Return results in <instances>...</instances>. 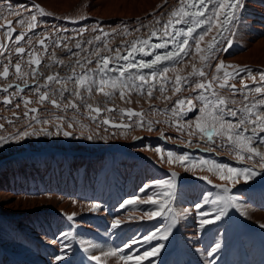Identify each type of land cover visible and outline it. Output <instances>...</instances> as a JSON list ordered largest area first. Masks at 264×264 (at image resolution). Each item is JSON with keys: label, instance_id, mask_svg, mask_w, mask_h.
I'll use <instances>...</instances> for the list:
<instances>
[{"label": "bare ground", "instance_id": "6f19581e", "mask_svg": "<svg viewBox=\"0 0 264 264\" xmlns=\"http://www.w3.org/2000/svg\"><path fill=\"white\" fill-rule=\"evenodd\" d=\"M36 5L43 9V15ZM242 5L226 31L217 35L214 27L205 36L202 49L212 36L219 41L207 66L188 56L155 69L159 73L167 67L166 80H151L152 71H147L144 75L155 85L151 97L145 85L143 90L130 89L125 99H121L120 89L111 90L112 95L106 97L95 89L88 94L81 88V100L74 96L76 79L94 69L95 60L115 57L117 52L122 55L136 41L171 43V37L164 36V26L173 19L171 13L180 7V0H0V24L6 19L12 21H8L11 32L7 22L0 31V44H14L21 32L24 42L17 43L25 49L16 56V46L10 45V54L0 55V73L8 68L0 98L11 100L9 106H0V114H4L0 121L4 126L0 129V261L57 264L54 257L62 254L64 259L59 264H65L77 250H84L91 257L101 256L106 264H124L120 255L133 256L128 264H137L136 256L163 245L157 255L139 264H264V171L253 162L238 160L231 146L221 145L218 138L210 142L198 133L189 135L195 129H189L188 124L200 115L199 100H194L196 110L186 116L173 115L177 99L200 94L193 90L196 82L210 80L213 75L223 77V70H216L221 62L233 73L229 85L237 89L244 84L250 88L261 85L264 0H242ZM33 15L37 27L29 29ZM64 28L67 33H63ZM73 37H77L78 46ZM106 37H112V42ZM42 38L44 45L38 47L36 42ZM189 43L193 49L194 42ZM36 58L39 65L30 63ZM16 64L21 66L20 76L13 72ZM192 64L202 68L206 77L189 76ZM249 72L256 76V83ZM177 75L189 81L180 93H174ZM48 76L56 79L48 81ZM214 87L222 96L237 101L229 107L241 106L242 93L234 95L230 88H219L218 83ZM40 93L56 99L61 108L51 106L50 100L39 103ZM27 98L31 103L26 108ZM252 98L260 96L253 92ZM69 101H75L78 109H64ZM88 104L102 109L94 120ZM30 108L39 111L25 117L23 113ZM129 109L142 115L129 118ZM14 114L19 117H12ZM55 115L62 119H55ZM177 122L184 125L182 130H178ZM24 132L29 135L21 138L19 134ZM260 150L264 151V145ZM169 153L173 155L171 163ZM178 156L188 159L182 164L175 159ZM189 160L198 166L191 167ZM202 160L236 169L256 167L260 174L248 180L242 176L221 179V173L199 166ZM222 174L229 175L226 170ZM160 181H171L172 186L147 187ZM223 187L230 191L225 193ZM221 196L233 197L235 206L226 207L218 200ZM150 198L165 205L162 214L151 219L147 214L157 210L156 205L141 202ZM130 200L133 203H125ZM92 205L97 207L93 210ZM225 207V214L217 220ZM202 219L213 222L201 227ZM116 221L120 223L113 227ZM166 231H170L168 238L160 239ZM154 232L158 238L146 242L144 238ZM109 251L117 255H102Z\"/></svg>", "mask_w": 264, "mask_h": 264}, {"label": "snow or ice", "instance_id": "6c2138e0", "mask_svg": "<svg viewBox=\"0 0 264 264\" xmlns=\"http://www.w3.org/2000/svg\"><path fill=\"white\" fill-rule=\"evenodd\" d=\"M242 0H180V7L177 10H174L171 13L173 19H170L168 24L164 26V36L171 37V50H166L163 53H157L154 55V58L150 61L145 60H136L137 54H142L144 56L153 55L154 50L156 49H168L169 41L163 40L161 43L152 44L150 40H142L133 42L127 55L121 56L119 52L115 57L103 56L100 57L96 62V67L94 69H88L84 75L79 76L76 79L77 90L74 92L76 99H83L81 91L79 89L83 88L88 94H91L93 90L102 93L106 97L112 95L111 90L120 89L121 99H125L128 95L130 89L143 90L145 85L149 86L147 92L148 96H152V88L155 87L154 84H151L149 81V76L141 74L143 69H156L160 64L164 62L180 61L183 57L191 56L192 59H199L202 62L203 66H207V61L212 55L216 45L219 43L217 36H212L211 39L207 42L206 48H201V43L204 41L205 36L212 32L215 27L217 30V35L220 34L221 30H227V26L237 18L238 10L242 7ZM39 14L43 15L44 11L40 8L39 5L35 6ZM223 17L222 20L220 18ZM36 16L31 17V23L29 24V29L37 27ZM219 21L217 24L216 22ZM183 24L186 25L184 28H177L176 25ZM6 27L9 28V31H12L11 25L8 24ZM171 28L172 31H168ZM198 29L200 30L198 32ZM174 33V35H173ZM152 36L156 37L157 33L152 32ZM183 37V39H181ZM11 39V37H9ZM17 41L23 39V34L16 37ZM193 41L195 44L194 50L192 45L189 43ZM39 43L44 45V40H40ZM139 45V47H138ZM0 47H4L0 45ZM151 51H150V50ZM24 48H17V53H24ZM99 56V53H96ZM124 61V63H119V61ZM30 63L39 65L40 60L38 58L33 59ZM79 63V61H77ZM88 64H91L92 61H87ZM110 64L112 65L110 67ZM17 73L21 72L20 64H16ZM83 68L84 65H81ZM231 67V66H230ZM136 69L135 73H132L131 70ZM217 73L223 70V77L221 78L218 75H213L210 80L204 79L195 83L194 91H199V95L194 98H181L177 99L175 102V107L173 108V115H179L181 117L186 116L188 112L196 110V104L194 100H199L201 106L198 109L200 115L196 118L194 123H189V129L194 127L195 131H190L189 135L199 134L202 139L207 138L210 142H215V139L218 138L221 145L231 146V149L235 152V156L240 161L253 162L255 166L261 171H264V151L260 150V146L264 145V136H261V133H264V73L260 74L259 80L261 82L260 86L255 88H250L247 84H244L242 89H237L234 84L229 85L228 80L232 78L233 73L224 69V65L221 62L216 65ZM169 69L164 67L159 73L153 70L150 73L151 80H156L159 77L162 80H166ZM235 71V70H234ZM239 71H245V69H239ZM91 73V75L89 74ZM109 73H118L117 76H109ZM3 77L7 78L8 68L5 67L3 72L0 73ZM198 75L199 77H206V73L202 68L198 69L195 64H192V72L189 73V76ZM249 77L252 79L253 83H256V76L248 73ZM96 76H99V79H96ZM56 79L54 76H48V81H53ZM140 81L141 83L135 84L134 81ZM129 82H132L131 84ZM188 77H181L179 75L175 78V87L174 93L182 92L183 85L188 84ZM214 83H218V87L221 89L230 88L235 95L236 93L243 94V102L239 107H229V105H236L237 101L234 99H229L222 96L219 92L215 90ZM245 89L247 90L245 92ZM7 91V89H4ZM161 92L164 91V88L161 87ZM256 93L260 96L259 99L252 98L249 99L252 93ZM63 97V92H61ZM50 100L51 104L57 108H61V104L58 103L56 99H50L47 93L39 94V103ZM6 103H11V100L6 99ZM25 107L31 103L30 100L25 99ZM64 109L72 108L78 109V105L75 101H69L68 104L63 106ZM87 108L89 109V114L91 119H96V117L101 113L102 109L100 107H93V105L88 104ZM38 109L31 108L24 113L27 117L29 112L36 113ZM111 111V109H108ZM95 113L96 115H92ZM126 114L129 118L132 116H141V113L134 112L132 110H127ZM226 117H231L233 119H226ZM31 119L36 120V116H32ZM57 119H62L57 117ZM47 123V121H43ZM103 123H109L108 120H104ZM2 127V125H0ZM71 127V124H69ZM184 125L180 122H177L178 130H182ZM47 134V133H45ZM20 137L29 135L28 132L20 133ZM64 135H70L68 132H64ZM3 139V138H0ZM91 139V137H89ZM159 151V150H157ZM169 162H172L173 155L172 153L168 154ZM183 164V162L188 159L185 156H178L175 158ZM191 167H197L198 165L195 162L189 160ZM208 166L209 171H215L221 173V179H235L236 177L242 176L245 180L254 178L259 172L256 171V167H246L243 169H236L228 167L225 165H220L215 162L200 161L199 166ZM227 171L228 176H224L222 173ZM207 179L206 177H202ZM172 186L171 181H160L155 182L152 186ZM146 188L141 189V191H146ZM225 193L229 192L230 189L223 187ZM218 200H222L225 203V206H235L234 198L231 196L224 197L221 196ZM142 203H152L156 205L157 210L152 211L147 214L148 218L159 216L165 210L164 204H158L156 200L149 199L148 201H141ZM217 203L218 201H212ZM125 203L131 204L133 201H126ZM97 206L92 205L94 210ZM199 207V206H198ZM225 208H221L219 215L216 216V219H220L221 216L225 214ZM74 215V214H73ZM201 215L206 216L207 213H201ZM69 220L73 219V216L68 217ZM212 220L202 219L200 221L201 227L204 225L212 223ZM120 222L116 221L113 227L118 225ZM159 230H157L158 232ZM170 231H166L160 239H167ZM157 233H152L150 236H146L144 239L146 242L157 239ZM130 247V245H129ZM154 248L150 252H145L143 256H136L135 260L137 264L141 260L148 258L149 256H155L159 253L160 248ZM217 247H219L217 245ZM104 257H113L117 255L116 251H109L102 253ZM64 259V256L57 255L54 257V260L59 264L60 261ZM92 260L96 261V264H106V261L101 259V256H92ZM134 259L131 255H120L119 260L123 261L124 264H128V261Z\"/></svg>", "mask_w": 264, "mask_h": 264}, {"label": "rangeland", "instance_id": "374dc122", "mask_svg": "<svg viewBox=\"0 0 264 264\" xmlns=\"http://www.w3.org/2000/svg\"><path fill=\"white\" fill-rule=\"evenodd\" d=\"M2 18V17H1ZM8 21H10L11 23H12V21L11 20H3V22L0 24V31L3 29V27H4V24L6 23V22H8ZM84 31L82 30V31H80V33H83ZM99 32H102V28H99ZM104 32V31H103ZM63 33H67V29H65L64 28V30H63ZM21 34H23V33H18V36L19 35H21ZM44 37H47V35L45 34L44 35ZM43 39V38H42ZM42 39H38L37 40V42H36V45L38 46V47H41V46H39V44H38V42L40 41V40H42ZM71 39V38H70ZM72 39H74L75 40V42L77 41V37H73ZM106 40H107V42L108 43H111L112 42V37H106ZM24 42V39H23V41L21 42V43H23ZM75 42H74V44H75ZM14 44H10V43H8V44H10V45H14V46H16L15 47V50L17 49V48H22L21 47V45H19L20 43H17V39L13 42ZM15 43H16V45H15ZM7 43H2L1 42V44L0 45H3L4 47H0V55H5V53H6V55H8V54H10V51L9 50H11V47H9L8 45H6ZM73 44V45H74ZM76 44H77V46H78V43L76 42ZM58 46L60 47V48H62L61 46V43H58ZM75 47V46H74ZM8 48V49H7ZM195 48V47H194ZM194 48H193V50H194ZM202 48V47H201ZM13 54L14 55H16L17 56V54L15 53V51L13 52ZM94 63H96V60L94 61ZM15 74L17 73V72H15V71H13ZM21 72H22V70H21ZM21 72L20 73H18L17 75L18 76H20L21 75ZM34 73H37L36 71H35V69H34V71H33ZM25 74L27 73V72H24ZM20 74V75H19ZM4 80H6V79H1L0 78V88H1V84H2V82L4 81ZM53 86L55 87V83L53 84ZM170 87H172V85L170 86ZM170 87L167 89V90H169L170 89ZM18 88L20 89V86H18ZM0 94H2V91H0ZM5 97H7V96H1V98H0V106H9L10 104L9 103H3L2 102V99L3 98H5ZM9 98V97H8ZM28 100H30V98H27ZM95 99V98H94ZM45 102V101H44ZM51 106H53L52 104H51ZM31 109V108H30ZM36 109H38V108H36ZM38 111H39V109H38ZM38 111L36 112V113H34V114H37L38 113ZM25 113V112H24ZM23 113V114H24ZM30 113V112H29ZM57 113V112H56ZM58 113H61V112H58ZM95 114V113H94ZM125 114V113H124ZM72 115V114H71ZM96 115V114H95ZM25 116V115H24ZM29 116V115H28ZM27 116V117H28ZM68 120H70V114H68ZM4 117V114L3 113H1L0 114V121H1V118H3ZM12 117H19L18 115H16V114H14ZM26 117V116H25ZM55 119H57V117L58 116H53ZM64 120V119H63ZM71 121V120H70ZM1 123V122H0ZM6 123H12V121L11 120H7L6 121ZM111 123V122H110ZM112 123H115V124H121V122H112ZM2 124V123H1ZM0 124V125H1ZM112 129H114V128H117V127H111ZM0 129H4V126H2V127H0ZM69 133V132H68ZM71 135V134H70ZM70 135H65L66 137H70Z\"/></svg>", "mask_w": 264, "mask_h": 264}, {"label": "water", "instance_id": "95a60500", "mask_svg": "<svg viewBox=\"0 0 264 264\" xmlns=\"http://www.w3.org/2000/svg\"><path fill=\"white\" fill-rule=\"evenodd\" d=\"M8 24H9V22H7V23L5 24V26L8 25ZM21 40H22V39H21ZM21 40H19V41H17V42H20ZM38 44H40V43L38 42ZM15 53H16V54H21V53H17L16 50H15ZM15 66H16V65H15ZM15 66H14V70L16 71V67H15ZM16 72H17V71H16ZM1 73H2V72H1ZM0 77H1L2 79H5V77H3L2 75H0ZM6 99H9V98H7V97L3 98V99H2V102L6 103V102H5ZM111 125H112V124H111Z\"/></svg>", "mask_w": 264, "mask_h": 264}]
</instances>
